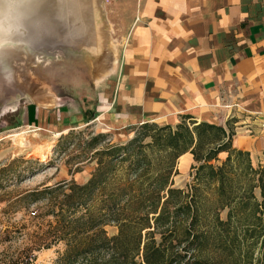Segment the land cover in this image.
<instances>
[{
    "label": "trees",
    "instance_id": "trees-1",
    "mask_svg": "<svg viewBox=\"0 0 264 264\" xmlns=\"http://www.w3.org/2000/svg\"><path fill=\"white\" fill-rule=\"evenodd\" d=\"M140 128L154 131L152 144L169 151L167 160H97L85 183L30 192L48 199L50 219L7 264H32L35 251L58 245L51 264H264V164L253 166L232 147L233 131L216 124L186 116L174 127ZM186 152L191 182L178 188L172 178ZM107 225L117 233L108 235Z\"/></svg>",
    "mask_w": 264,
    "mask_h": 264
},
{
    "label": "crops",
    "instance_id": "crops-1",
    "mask_svg": "<svg viewBox=\"0 0 264 264\" xmlns=\"http://www.w3.org/2000/svg\"><path fill=\"white\" fill-rule=\"evenodd\" d=\"M122 2L108 19L121 23L119 58L81 121L123 136L143 123L174 127L188 116L231 129L232 147L264 164V0ZM68 107L26 106L22 119L36 128L59 118L71 130L76 115ZM178 160L193 161L189 152Z\"/></svg>",
    "mask_w": 264,
    "mask_h": 264
},
{
    "label": "rangeland",
    "instance_id": "rangeland-1",
    "mask_svg": "<svg viewBox=\"0 0 264 264\" xmlns=\"http://www.w3.org/2000/svg\"><path fill=\"white\" fill-rule=\"evenodd\" d=\"M123 8L122 0H93L84 20L79 18L83 31L65 25L55 35L48 29L50 35L45 29L43 36L40 33L30 37L27 44L31 51L13 47L9 49L12 60L0 59V264H7L35 242L50 219L43 216L48 199L34 201L28 196L30 192L61 181L85 183L98 166L97 160H167L169 151L152 144L153 130L145 131L139 125L118 136L81 121V115L85 121V113L90 114L98 104L97 98L108 86V76L119 58L121 37L116 36V29L121 23L108 19ZM98 29L102 32L96 33ZM95 35L98 44L86 47L85 42ZM95 53L99 58H95ZM111 58L115 60L112 69L95 79L100 61ZM17 99L18 106L12 110L9 106ZM53 101L55 104L50 105ZM60 104L69 105L76 115L71 130L59 118L36 128L25 126L22 115L26 106L52 109ZM99 134V143L91 147V139ZM127 163L119 164V174ZM179 163L177 159L178 173L172 179L175 187L184 188L191 182L193 161L184 166ZM105 230L110 236L117 233L115 225H107ZM60 248L58 245L35 251L32 264H51Z\"/></svg>",
    "mask_w": 264,
    "mask_h": 264
},
{
    "label": "bare ground",
    "instance_id": "bare-ground-1",
    "mask_svg": "<svg viewBox=\"0 0 264 264\" xmlns=\"http://www.w3.org/2000/svg\"><path fill=\"white\" fill-rule=\"evenodd\" d=\"M92 1L93 0H28L23 6H17L14 4V0H0V59L4 57L7 60H12V57L9 55V49L13 47L22 46L26 53L28 50L31 51L27 43L29 40L31 42L32 36H36V34L41 33L43 36V34H45V29H47V32L49 31L48 29H51V34H57L56 32L60 30V27L62 28L68 25V28L71 26L74 27L75 30L83 31V25H80L82 22L79 23V20L86 16V9ZM80 17L81 19H79ZM83 20L84 18L82 21ZM92 31L93 30H91V33L93 34ZM97 32L101 33L102 31L98 29L96 33ZM48 33L47 35L50 34ZM91 33L90 35H92ZM96 37V35L94 38L91 37L84 45L90 48V46L98 44V39ZM7 46L10 48H3ZM96 55L97 53H95V56ZM95 58L97 59L99 57L96 56ZM101 61L95 68V79H99L105 75L106 72L110 70H108V68H110L109 66L113 64V58H111L110 61L108 59L105 62ZM55 102L56 101H53L49 104L54 105ZM17 106L18 99L9 107L15 110Z\"/></svg>",
    "mask_w": 264,
    "mask_h": 264
},
{
    "label": "clouds",
    "instance_id": "clouds-1",
    "mask_svg": "<svg viewBox=\"0 0 264 264\" xmlns=\"http://www.w3.org/2000/svg\"><path fill=\"white\" fill-rule=\"evenodd\" d=\"M27 2H28V0H14V4L17 6H23Z\"/></svg>",
    "mask_w": 264,
    "mask_h": 264
},
{
    "label": "built area",
    "instance_id": "built-area-1",
    "mask_svg": "<svg viewBox=\"0 0 264 264\" xmlns=\"http://www.w3.org/2000/svg\"><path fill=\"white\" fill-rule=\"evenodd\" d=\"M105 1V3H108L110 0H104Z\"/></svg>",
    "mask_w": 264,
    "mask_h": 264
}]
</instances>
